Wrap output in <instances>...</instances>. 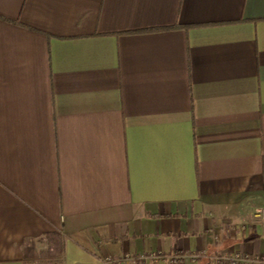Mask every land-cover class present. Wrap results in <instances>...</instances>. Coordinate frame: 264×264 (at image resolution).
Listing matches in <instances>:
<instances>
[{
  "label": "crops",
  "instance_id": "obj_1",
  "mask_svg": "<svg viewBox=\"0 0 264 264\" xmlns=\"http://www.w3.org/2000/svg\"><path fill=\"white\" fill-rule=\"evenodd\" d=\"M262 205L264 0H0V264H264Z\"/></svg>",
  "mask_w": 264,
  "mask_h": 264
},
{
  "label": "built area",
  "instance_id": "obj_2",
  "mask_svg": "<svg viewBox=\"0 0 264 264\" xmlns=\"http://www.w3.org/2000/svg\"><path fill=\"white\" fill-rule=\"evenodd\" d=\"M254 216L257 220H259L261 223H264V205L259 206L255 209ZM242 259L240 256L236 257V261ZM235 262V260L233 261Z\"/></svg>",
  "mask_w": 264,
  "mask_h": 264
}]
</instances>
